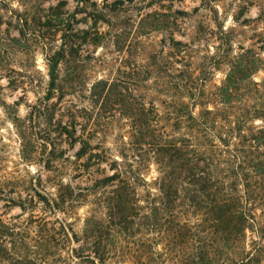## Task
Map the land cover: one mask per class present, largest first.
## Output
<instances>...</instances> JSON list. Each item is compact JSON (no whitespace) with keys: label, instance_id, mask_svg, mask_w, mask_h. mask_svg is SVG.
<instances>
[{"label":"rangeland","instance_id":"1","mask_svg":"<svg viewBox=\"0 0 264 264\" xmlns=\"http://www.w3.org/2000/svg\"><path fill=\"white\" fill-rule=\"evenodd\" d=\"M261 4L0 0V220L26 227L33 235L65 224L72 237L62 253L73 249L93 258L91 251L101 246L108 252L103 264H187L192 250L172 228L178 219L157 217L152 224L154 219L142 210L122 223L123 230L116 225L99 229L92 223L89 231L86 218L94 223L109 220L106 205L115 187L96 181L112 174L116 163L135 164L138 150L129 127L135 101L146 108L153 103L160 115L158 126L165 128V80L177 79L183 70L198 78L196 84L204 78L203 84L212 88L227 70L225 62L206 67L212 63L210 56L221 53L215 48L219 43L230 44L231 53L239 46L256 49L264 33V23L256 19ZM50 73L59 76L61 93H49ZM107 90L111 95L103 112L100 97ZM73 119L78 129L90 130L91 144L99 143L106 153L89 170L80 165L83 158L73 156L78 144L59 130ZM140 152L144 160L139 173L147 184L139 180L135 187L144 207L147 191L155 196L159 191L153 183L156 166ZM59 185L67 192L55 205ZM74 262L81 260L54 264Z\"/></svg>","mask_w":264,"mask_h":264},{"label":"trees","instance_id":"2","mask_svg":"<svg viewBox=\"0 0 264 264\" xmlns=\"http://www.w3.org/2000/svg\"><path fill=\"white\" fill-rule=\"evenodd\" d=\"M256 19L264 23V0ZM217 29L226 33L223 25ZM259 42L256 49L239 46L233 53L230 44L219 43L215 48H221V53L210 56L212 63L206 67L225 62L227 70L222 82L212 88L203 84L204 78L196 84L198 78L188 71H180L178 80L168 74L161 90L169 122L165 128L158 126L160 115L153 103L146 108L135 101L129 124L138 150L135 164L116 163L112 174L97 179L100 185L115 187L106 205L109 220L94 223L86 218L89 231L92 223L99 229L116 225L123 230L127 218L145 210L143 215L152 217V224L157 217L169 222L178 219L172 228L192 250L187 264H264V33ZM259 72L262 75L256 80ZM49 77V93H61L59 76L50 73ZM110 95L107 90L100 97L103 112ZM59 130L78 144L73 156L84 159L83 168L89 170V165L98 166L105 159L99 143L91 144L90 130L78 129L74 119ZM140 151L156 166L153 183L159 191L156 196L147 191L144 207L135 187L139 180L147 184L139 173L144 160ZM64 187L58 186L53 204L66 196ZM58 224L33 235L26 227L0 220V264H54L73 262V258L81 262L71 264L85 260L95 264V259L104 263L108 252L101 246L93 248V258L73 249L63 254L72 236L65 224Z\"/></svg>","mask_w":264,"mask_h":264}]
</instances>
